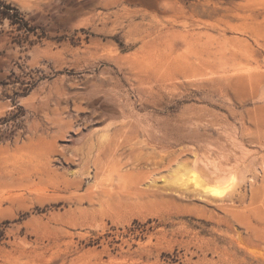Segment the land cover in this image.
<instances>
[{"label": "rangeland", "instance_id": "rangeland-1", "mask_svg": "<svg viewBox=\"0 0 264 264\" xmlns=\"http://www.w3.org/2000/svg\"><path fill=\"white\" fill-rule=\"evenodd\" d=\"M9 4L0 264H264V0Z\"/></svg>", "mask_w": 264, "mask_h": 264}, {"label": "bare ground", "instance_id": "bare-ground-1", "mask_svg": "<svg viewBox=\"0 0 264 264\" xmlns=\"http://www.w3.org/2000/svg\"><path fill=\"white\" fill-rule=\"evenodd\" d=\"M102 112L109 116V118H118V116H123L124 118H130L131 117V114L128 113L127 116L125 117L124 113L122 112V110L116 108V107H113V106H103L102 108ZM194 145H197L196 142H194ZM222 170V169H221ZM220 188H209L207 190L208 193H210L211 195H220L222 193V191L219 190ZM195 190H197L198 192H200L201 194H205L206 193V190L202 192V189H201V185L199 183L198 187L195 188Z\"/></svg>", "mask_w": 264, "mask_h": 264}, {"label": "trees", "instance_id": "trees-1", "mask_svg": "<svg viewBox=\"0 0 264 264\" xmlns=\"http://www.w3.org/2000/svg\"><path fill=\"white\" fill-rule=\"evenodd\" d=\"M10 6L11 5L9 4L5 7L3 11H0V18L1 19L7 18L13 24L14 20L12 19L11 15H9L10 10H12ZM14 11H16V9H14ZM3 234H4V230L0 227V240L3 238Z\"/></svg>", "mask_w": 264, "mask_h": 264}]
</instances>
